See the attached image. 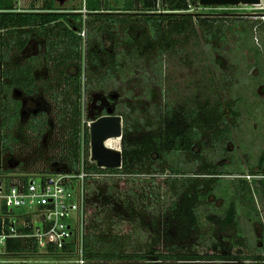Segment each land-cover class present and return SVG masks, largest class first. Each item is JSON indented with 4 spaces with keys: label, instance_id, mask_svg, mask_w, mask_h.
I'll use <instances>...</instances> for the list:
<instances>
[{
    "label": "rangeland",
    "instance_id": "1",
    "mask_svg": "<svg viewBox=\"0 0 264 264\" xmlns=\"http://www.w3.org/2000/svg\"><path fill=\"white\" fill-rule=\"evenodd\" d=\"M12 1L18 9L28 10L41 9L47 0ZM56 3L58 7L72 12L84 10V0H64L63 4L57 0ZM222 8L202 6L193 8L190 13L200 15V19L223 20L221 31L216 34L212 30L209 40L198 22L199 19L196 22L197 34L175 37L174 47L164 55L159 53V45L150 38L144 24L132 25L129 32L135 39L133 47L139 48L140 59L133 62L129 58L127 62H123L128 69L117 73L114 80L105 84V87H98L97 82L103 78L107 66L113 59L115 42H121L123 44L121 49L128 53L132 49L123 43L125 35L124 28L121 27L117 28L112 35L102 36L105 51H101L98 41H93L92 50L97 52L103 69L96 71V67L87 57L86 49H84L86 52L83 61L84 81L87 82L88 78L96 81L83 93L84 122L88 127L100 117L110 115L120 116L124 121L128 114L132 118L137 117L157 123L160 116L170 108L175 114L174 118H178L181 123L180 128L185 129L188 121H183V118L186 114L207 104L213 106L221 102L228 121L232 125L234 143H229L222 155L227 157H222L219 149L206 153L203 158H210L216 168L223 169V164H231L232 159L237 156L244 167L246 176H225L222 180L234 181L242 178L253 190L256 187V181L264 180L263 176L258 175L260 159L264 154V0L260 6L241 5L232 7V9ZM84 20L86 21V17ZM85 21L82 36L86 30ZM77 24L78 22L73 20L69 22L71 27ZM85 37L86 35L83 36ZM42 52V40L33 38L25 51L14 57V61L22 63L29 57ZM0 68H2L1 65ZM91 70L93 71L90 72ZM56 77L57 75L52 73L51 66H45L38 74L40 80L38 92L33 96L18 95L22 108L18 123L13 129V135L18 139V143L14 146L10 144L7 148H2L0 144V167L3 170L33 175L62 172L68 169L66 147L69 136L58 118L59 109L52 91L48 90L50 86L56 87ZM43 83L47 86L44 87ZM235 98L241 100L239 106ZM233 108L238 109L240 114L238 117L232 115ZM173 125L174 123L171 122V126ZM32 126H37L39 130H32ZM154 134H156L155 130L137 131L128 137L127 141L131 145L143 143ZM84 140L83 135L82 151L85 155L83 159H87L91 167L94 164L90 156V133L89 146L84 145ZM117 140H119V145L114 140H110L106 142V146L123 153L124 136ZM198 154L200 155V148L196 146L193 148V153L185 152L181 158L185 167L193 168L194 173L202 169L201 162L203 161L199 159L194 161ZM154 161H157L156 155L152 156V162ZM133 162L152 163L140 157ZM209 163L207 160L204 161V164ZM157 168H160L158 163L155 165V169ZM251 168H253V173L250 172ZM147 170L153 169L148 166ZM97 176L106 177L105 174ZM121 176L129 177L126 173L118 177ZM166 176L158 177L155 187L139 181H126V179L101 183L98 186L101 190L99 196L103 193L106 195L107 188L112 187L115 190L114 194L120 199L118 207L110 209L111 216L109 217L113 218L114 222L106 233L111 236L120 235L125 240L126 246L130 248V252L137 251L135 247H138L139 243L150 252L168 254L231 256L242 252L238 248L234 249L231 244L232 238L235 237V229L231 227L223 229L221 222L225 218L229 204L219 194L214 193L206 201L192 205L194 195H188L189 190L186 189L179 199L180 208L184 209L183 217H179L180 219L174 218L163 210L173 200L171 194L167 193L161 203L156 204L152 193H155L157 189L161 190L160 194L169 190L165 183ZM207 185L210 189V184ZM130 192L134 194L130 195ZM253 194L262 224H258L254 219L246 218L245 207H242L246 205L244 201L239 202L240 213L237 216L240 224L239 230L246 237L247 247L250 248L243 251L248 254L256 252L264 244L262 242L264 195L262 197L257 193ZM99 196L96 197V201ZM124 201L128 203V208L124 207ZM191 205L194 216L202 222L201 227L192 225L193 219L188 213ZM99 206L100 209H104V206ZM14 212L21 214L25 210L14 209ZM106 213L109 214L108 211ZM76 259L77 255L50 256L44 252L34 254L27 252L24 256H0V264H75ZM179 263L243 264L244 262L237 260L222 262L213 259L170 263L160 262L155 257H150L147 263L118 261L100 264Z\"/></svg>",
    "mask_w": 264,
    "mask_h": 264
},
{
    "label": "trees",
    "instance_id": "2",
    "mask_svg": "<svg viewBox=\"0 0 264 264\" xmlns=\"http://www.w3.org/2000/svg\"><path fill=\"white\" fill-rule=\"evenodd\" d=\"M56 2L57 0H47L41 9L20 10L12 0H0V65L2 66L0 68V144L2 148H7L10 144L14 146L18 143V139L13 135V129L18 123L22 108L18 95H35L40 87L39 72L43 67L51 66L52 73L57 75L55 79L57 85L56 87L50 86L48 90L52 91L59 109L58 118L69 136L66 147L69 167L62 172L77 173L82 163H85L87 173L90 174L86 180L87 204L83 233V254L87 263L100 264L118 261L147 263L150 257H155L160 262L170 263L215 259L222 262L237 260L244 262L243 264H264V244L256 252L248 254L243 251L249 247H247L246 237L239 230L240 224L237 220L240 213L239 202L244 201L246 205L242 207H245L246 218L254 219L258 224H262L253 193L263 197L264 180L256 181V187L253 190L242 178L234 181L222 180L225 176H246L240 159L235 156L231 164H223V169H218L210 158H203L206 153L219 149L222 156L227 145L234 143L232 125L228 121L221 102L213 106L207 104L186 114L183 118V121H188L185 129L180 128L181 123L178 118H174L175 114L170 108L160 116L157 123L137 117L132 118L127 114L124 118L125 146L122 169H100L95 164L90 167L87 159H83L85 156L82 151L83 135L84 145L87 147L90 143L89 129L84 122L83 93L91 88L93 82H96L90 78L86 80L87 82L84 81L85 53L87 52V57L96 67V71L103 69L97 52L92 50V42L98 41L101 51H105L102 36L112 35L117 28L121 27L124 28L125 35L122 41L132 49L128 53L121 49L123 45L121 42H115L113 59L107 66L103 78L97 82L98 87H105V84L114 80L117 73L128 69L123 62H127L129 58L133 62L140 59L139 48L133 47L135 39L129 32L132 25L144 24L150 38L159 45V53L164 55L174 47L175 37L197 34L196 22L200 19V15L191 14L190 11L201 7L200 0H86L84 5L86 14L82 13V9L79 12H72L58 7ZM71 20L78 24L71 27L69 25ZM84 21L86 24L85 38L81 35L84 30ZM198 22L209 40L212 30L217 34L224 23L223 20L207 18L200 19ZM33 38L42 40L43 52L29 57L22 63L14 61V57L24 52ZM131 73H133L132 69ZM43 86L47 84L43 83ZM235 100L239 106L241 100L239 98ZM231 113L234 117L240 115L238 109L234 108ZM171 122L174 123L173 126ZM36 127L32 126L31 129L38 131L39 128ZM142 130H155L156 134L143 143L135 145L128 143V137ZM196 146L200 148V155L198 154L194 161L198 159L203 161L201 162L202 169L198 173H194L193 168H186L181 161L182 154L193 153V148ZM153 155L157 156V161L154 163L152 162ZM137 157L152 163L133 162ZM205 160L210 163L204 164ZM157 163L160 168L155 169ZM259 165L258 175L264 177V154ZM148 166L153 170H147ZM250 172L253 173V168ZM125 173L129 177H118ZM102 174L106 177L97 176ZM165 175H167L165 183L169 190L164 194H160L161 190L158 189L152 193L156 200L155 203H161L167 193L171 194L173 200L163 210L174 218H182L184 209L180 208L179 199L186 189L189 190L188 195H194L192 205L206 201L214 193L219 194L229 204L225 218L221 222L223 229L230 227L235 229V237L232 238L231 244L234 249L238 248L242 252L231 256L168 254L150 252L141 243L138 247L134 246L137 251L130 252V248L126 246L125 240L120 235L111 236L106 233L114 222V219L109 217L110 209L118 207L120 199L114 194L115 190L112 187L107 188L106 195L103 193L99 196L101 190L98 186L101 183L126 179V181H139L155 187L158 177ZM207 184H210V189L207 188ZM133 194L130 192V195ZM97 195L99 198L96 201ZM97 202L99 204H96ZM99 205L104 206V209H100ZM192 205L188 209L193 219L192 225L201 227L202 222L194 216ZM124 207H129L125 201ZM262 242L264 243V237ZM8 252L23 254L30 252V249L18 241H13L9 243Z\"/></svg>",
    "mask_w": 264,
    "mask_h": 264
},
{
    "label": "built area",
    "instance_id": "3",
    "mask_svg": "<svg viewBox=\"0 0 264 264\" xmlns=\"http://www.w3.org/2000/svg\"><path fill=\"white\" fill-rule=\"evenodd\" d=\"M82 13H87L85 6ZM91 162L96 165L92 157ZM89 176L85 163L77 173L24 175L0 167V256H24L27 252H8L9 243L18 241L29 254L77 255L75 264H87L83 233ZM14 209L25 212L16 214Z\"/></svg>",
    "mask_w": 264,
    "mask_h": 264
},
{
    "label": "water",
    "instance_id": "4",
    "mask_svg": "<svg viewBox=\"0 0 264 264\" xmlns=\"http://www.w3.org/2000/svg\"><path fill=\"white\" fill-rule=\"evenodd\" d=\"M61 4L64 0H60ZM262 0H200L202 7H238L260 6ZM124 121L120 116H102L95 120L90 129L92 161L102 169H120L123 165V153L110 149L106 141L122 138Z\"/></svg>",
    "mask_w": 264,
    "mask_h": 264
},
{
    "label": "bare ground",
    "instance_id": "5",
    "mask_svg": "<svg viewBox=\"0 0 264 264\" xmlns=\"http://www.w3.org/2000/svg\"><path fill=\"white\" fill-rule=\"evenodd\" d=\"M117 139H119V138H111V139H109V140H107V141L114 140L115 143H116L117 145H119V140H117ZM107 141H106V142H107Z\"/></svg>",
    "mask_w": 264,
    "mask_h": 264
},
{
    "label": "crops",
    "instance_id": "6",
    "mask_svg": "<svg viewBox=\"0 0 264 264\" xmlns=\"http://www.w3.org/2000/svg\"><path fill=\"white\" fill-rule=\"evenodd\" d=\"M235 102H236V100H235Z\"/></svg>",
    "mask_w": 264,
    "mask_h": 264
}]
</instances>
